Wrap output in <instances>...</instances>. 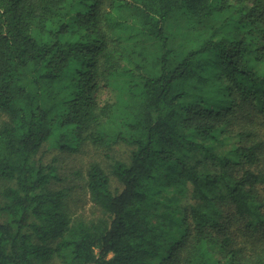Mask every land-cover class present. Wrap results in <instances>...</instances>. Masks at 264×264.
Here are the masks:
<instances>
[{"label": "trees", "instance_id": "obj_1", "mask_svg": "<svg viewBox=\"0 0 264 264\" xmlns=\"http://www.w3.org/2000/svg\"><path fill=\"white\" fill-rule=\"evenodd\" d=\"M263 126L264 0H0V264H264Z\"/></svg>", "mask_w": 264, "mask_h": 264}, {"label": "rangeland", "instance_id": "obj_2", "mask_svg": "<svg viewBox=\"0 0 264 264\" xmlns=\"http://www.w3.org/2000/svg\"><path fill=\"white\" fill-rule=\"evenodd\" d=\"M264 140V126L259 129ZM122 149V148H118ZM124 153L123 150L118 151ZM44 163H53L56 167V177L52 180L53 188H65L69 194L68 206L72 217H81L86 220L100 215L97 208L91 203L84 189V175L88 165L92 162H101L99 151L84 144L78 152L71 153L60 150L54 141L46 142L38 155ZM7 216L0 213V221L6 222ZM252 242V239H251Z\"/></svg>", "mask_w": 264, "mask_h": 264}]
</instances>
